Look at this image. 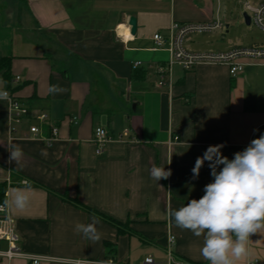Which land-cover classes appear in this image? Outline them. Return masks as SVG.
<instances>
[{"label": "crops", "instance_id": "1", "mask_svg": "<svg viewBox=\"0 0 264 264\" xmlns=\"http://www.w3.org/2000/svg\"><path fill=\"white\" fill-rule=\"evenodd\" d=\"M226 5L225 0H0V59L11 58V78L0 72L3 90L31 116L47 115L44 136L52 126L60 130L52 146L31 138L29 126L40 125L35 120L12 132L9 103L0 100V187L6 188L23 252L51 258L42 264H143L149 256L167 264L170 250L186 264H209L200 254L203 236L176 227L168 210L199 199L212 181L209 160L194 176L198 157L220 146L232 159L264 134V59H241L246 68L236 78L224 64L203 63L191 71L175 66L172 86L160 87L157 69L168 54L155 50L152 38L173 22H218L219 29L191 34L206 37L185 48L192 53L262 48L237 47L227 39L212 45L224 29L240 24L227 16ZM53 85L64 91L51 94ZM97 127L114 138L101 156L94 143ZM125 132L129 135L121 138ZM10 144L23 150L18 163L9 161ZM154 166L170 170V177L153 179ZM21 189L29 197L24 209L12 203ZM93 215L100 222L96 242L74 230L77 223H92ZM246 248L235 264H264V232L251 235ZM0 264L28 262L0 259Z\"/></svg>", "mask_w": 264, "mask_h": 264}, {"label": "clouds", "instance_id": "2", "mask_svg": "<svg viewBox=\"0 0 264 264\" xmlns=\"http://www.w3.org/2000/svg\"><path fill=\"white\" fill-rule=\"evenodd\" d=\"M3 84L0 81V100H8ZM63 91L58 85L49 89L51 94ZM213 148V152L197 158L192 170L198 176L204 161L209 160L213 179L204 186V194L178 209L170 208L168 216L176 227L196 237L203 236L200 254L209 264H235L247 255L250 236L264 232V134L234 153L232 159L220 153V146ZM8 151L9 161L18 163L23 156L19 145L10 144ZM170 175L171 171L165 167L154 166L150 170V176L156 181L168 179ZM12 203L18 209L28 206L29 197L24 189L17 191ZM99 223L93 215L92 223H77L74 230L96 242L101 238L96 228Z\"/></svg>", "mask_w": 264, "mask_h": 264}, {"label": "built area", "instance_id": "3", "mask_svg": "<svg viewBox=\"0 0 264 264\" xmlns=\"http://www.w3.org/2000/svg\"><path fill=\"white\" fill-rule=\"evenodd\" d=\"M244 10L247 15H251L250 20L260 29L264 30V4L254 7L248 2L244 4ZM221 28L220 23H187L180 24L173 22L165 32H157L152 40L154 49L168 54L166 63L160 65L157 69L159 76L158 85L169 86L173 84V68L180 66L185 71L193 70L199 64H224L229 68V74L232 78H236L242 74L246 65L240 60L244 58L264 59V48L261 49H239L230 53H192L185 48L184 42L188 35L195 33L211 32ZM140 62L135 64L139 66ZM17 80H19L17 78ZM9 94V121L12 132L25 122L35 120L40 125H30L29 133L31 138L39 139L47 146H52L54 142L60 139V130L56 126L50 128V136L46 137L42 133L41 124H44L48 119L47 115L37 114L31 116L29 108L21 103L12 94ZM31 120V121H30ZM129 134L125 132L122 137H127ZM28 137V136H25ZM114 138L103 127H97L94 132V143L96 144V155L101 156L106 144ZM20 236L16 229L15 220L10 216L6 198L0 203V259L11 261L13 259H23L28 264H42L50 261L51 258L28 254L22 251L20 246ZM174 243V238H170V246ZM5 245V248H3ZM73 264H87L86 262L77 261ZM143 264H155L154 259L149 256L145 258ZM167 264H186L185 262L176 259L170 250L167 254Z\"/></svg>", "mask_w": 264, "mask_h": 264}, {"label": "rangeland", "instance_id": "4", "mask_svg": "<svg viewBox=\"0 0 264 264\" xmlns=\"http://www.w3.org/2000/svg\"><path fill=\"white\" fill-rule=\"evenodd\" d=\"M227 3V16H234L236 21H239V25H237V29L235 30H226L224 29L223 34H221L220 38L214 39L212 45L218 46L226 43H222V39H227L231 44H235L237 47L249 46V47H264V30L260 29L254 23H250L247 25L245 22L244 14L246 13L244 10V4L248 2L251 6L258 7L261 3L264 4V0H225ZM224 13V10H223ZM251 17V15H248ZM220 32V31H219ZM229 32V34L227 33ZM225 36V38H222ZM201 35H190L185 40V46L188 49H191L194 46L193 41L197 43L200 40ZM195 43V44H196ZM261 49V48H256Z\"/></svg>", "mask_w": 264, "mask_h": 264}, {"label": "trees", "instance_id": "5", "mask_svg": "<svg viewBox=\"0 0 264 264\" xmlns=\"http://www.w3.org/2000/svg\"><path fill=\"white\" fill-rule=\"evenodd\" d=\"M10 67H11V58H2L0 59V72H3V76L6 79H10L11 78V74H10ZM6 193V188L5 187H0V203L3 201L4 199V195ZM78 205H82L79 202H75ZM105 218V217H104ZM106 220H108L110 223L114 224L120 231H123L125 228L122 226V224L117 223L111 219L105 218ZM126 231V230H125Z\"/></svg>", "mask_w": 264, "mask_h": 264}, {"label": "water", "instance_id": "6", "mask_svg": "<svg viewBox=\"0 0 264 264\" xmlns=\"http://www.w3.org/2000/svg\"><path fill=\"white\" fill-rule=\"evenodd\" d=\"M244 18H245L246 24L250 25V23H251L250 17L247 14H244ZM129 24L131 26L132 34H135L136 33V20L135 19H131Z\"/></svg>", "mask_w": 264, "mask_h": 264}, {"label": "bare ground", "instance_id": "7", "mask_svg": "<svg viewBox=\"0 0 264 264\" xmlns=\"http://www.w3.org/2000/svg\"><path fill=\"white\" fill-rule=\"evenodd\" d=\"M124 29V28H123Z\"/></svg>", "mask_w": 264, "mask_h": 264}]
</instances>
